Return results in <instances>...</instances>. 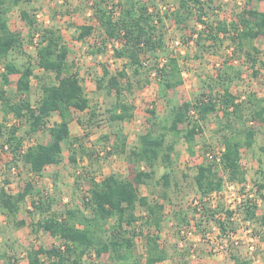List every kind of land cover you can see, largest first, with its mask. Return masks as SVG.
I'll list each match as a JSON object with an SVG mask.
<instances>
[{
	"label": "trees",
	"instance_id": "trees-1",
	"mask_svg": "<svg viewBox=\"0 0 264 264\" xmlns=\"http://www.w3.org/2000/svg\"><path fill=\"white\" fill-rule=\"evenodd\" d=\"M78 1L89 4L92 16L104 34L101 46L95 52H102L107 46L106 42L111 41L113 56L124 61L123 68L117 73H104L97 82V86L105 88L107 93H115L116 100L107 110L108 119L113 123L132 119L134 107L123 100V95L125 91L133 89V78L139 88L148 84V79L139 82L137 78L141 79L144 72L146 74L145 68L150 61L162 96L183 82L178 55L172 54L166 46L165 18H172L177 27L182 28L193 13H196V20L203 24V28L195 34L198 50L211 53L229 40L230 55L238 51L252 67L257 62L264 65L253 54L258 53L253 40L259 36L264 37V10H260L253 2L262 0H245L246 6L238 14L237 21L231 23L220 19L214 22L203 19L207 14L205 6L213 9L214 0H177V4L169 12L157 11L155 6L151 9L145 0H117L112 5L108 4V0ZM30 2L0 0V104L17 120H23L27 124L29 135L45 129L49 139L24 148V137L18 134V127L14 124L7 129L2 146L7 145L13 160L21 158L30 172L40 175L47 165L62 161V144L70 138V122L74 119V112L89 109L90 114H94V110L90 108L79 76L76 73L64 74L69 48L57 29H40L35 63H32V56L28 54V60L22 66L9 58L17 50L24 52V42L20 32L11 29L8 14L14 7H18L20 18L28 28L34 30L36 13L25 6ZM75 29L76 38L82 40L92 33L93 26L81 24L75 26ZM160 58L165 59L161 64ZM232 61L229 58L223 59L222 67L218 68L211 79L209 92L195 101L170 103L165 122H155L156 111L149 110L154 118L152 126L138 135L134 145L128 146L123 131L116 130L108 152L125 156L130 164L131 176L111 172L101 179L89 177L81 205L65 207L57 212L53 209L55 199L36 188L31 180L26 181L23 188L14 193L7 191L2 185L0 213L12 220L15 228L27 224L25 219L17 218V215L21 203L29 197L30 211L38 216L30 223L32 231L45 230L60 241L58 245L52 244L48 248L28 250V263L45 264V257L50 264H95L94 261L86 260V256L92 254L95 258L106 254L115 264H157L167 259L169 252L159 243L165 208L161 200L167 199V192L164 189L155 197L151 192L143 195L140 186L148 185L154 179L155 167L161 164L167 170L156 182L168 188L171 185L170 167L174 164L172 154L177 139L183 138L191 148L196 135L203 132L211 115L216 117L220 126L217 129L220 132V150L214 153L206 151L203 161L195 165L193 180L196 191L201 196H209L219 191L225 180L242 185L246 180V173L240 163L241 149L251 148L255 143L258 129L253 122L264 124V95L258 97L250 94L245 99L235 96L230 85L240 77L241 71ZM36 67L43 73L54 72L57 81L41 82V95L33 104L27 94L30 92L31 78L35 76L40 79L34 73ZM13 74H18L14 95L7 90ZM120 78H126V83ZM54 115H57V119L49 123ZM77 122L81 123L78 119ZM169 135L171 138L167 140ZM76 139L78 140L74 138ZM79 145L81 152H85L81 143ZM75 155V151H72L69 155L70 162H77ZM183 176L186 177V174ZM259 188H264V183ZM138 208L141 209V214L137 213ZM201 208V219H196L195 222L197 226L203 220L214 219L221 234H225L227 230H235L234 220L231 219L232 210L222 211L220 203L211 208L208 203L202 202ZM256 208L255 200L247 198L238 211L243 220H259L264 225V214L258 217ZM192 210L195 214L197 207L193 206ZM220 212L224 216L215 218ZM173 215L180 228L182 224H189L188 211L175 210ZM136 237H141L144 242L141 253L136 251ZM231 258L237 260L235 255H231ZM237 261L235 264H240ZM248 263L249 261H243V264Z\"/></svg>",
	"mask_w": 264,
	"mask_h": 264
},
{
	"label": "rangeland",
	"instance_id": "rangeland-1",
	"mask_svg": "<svg viewBox=\"0 0 264 264\" xmlns=\"http://www.w3.org/2000/svg\"><path fill=\"white\" fill-rule=\"evenodd\" d=\"M30 1L25 6L36 13L34 30L28 28L20 18L18 7H14L8 14L11 29L20 32L24 42V52L17 50L9 58L22 66L28 60V55H31V61L35 63L36 43L40 29L44 27L57 29L69 48L64 74L76 73L79 76L94 114H90L89 109L74 112V120L70 124V138L62 144V161L57 166L48 167L41 175H36L30 172L21 158L13 160L10 152L3 148L2 142L7 129L14 124L18 127V134L24 137V148L36 142H47L48 132L43 129L29 135L27 124L23 120H17L0 104V187L4 185L7 191L17 192L23 188L26 181L31 180L36 188L42 189L55 199L53 209L57 212H61L65 207L81 205V198L88 187L87 179L91 176L101 179L106 174L115 172L130 177V164L125 156L108 152L111 150L116 130L123 131L128 146L134 145L137 143L138 135L152 126L151 121L154 118L155 122L158 121L157 123L165 122L170 103L195 101L202 94L209 92L211 79L218 68L222 67L221 62L224 58L232 60L235 58L238 61L235 65L240 69L241 74L230 85L231 91L238 99H245L250 94L258 97L264 95V65L257 62L252 67L250 62L244 61V57L238 51L230 55L229 40H226L224 46L211 53L198 50L195 34L203 28V24L196 20V13H193L182 28L177 27L172 18H165L166 46L172 54L178 55L183 82L162 96L156 72L150 61L145 68L146 74L144 72L141 79L137 78L139 82L148 79V84L139 88L136 79L133 78V89L125 91L123 95V100L134 107L132 119L113 123L108 119L107 110L116 100L115 93L114 91L107 93L105 88L97 86V82L104 73L107 75L117 73L123 68L124 61L113 56L111 41L106 42L107 46L102 52H95L97 47L101 46L100 42L104 34L92 16L89 4L78 0ZM145 1L151 9L155 6L157 11L167 12L172 11V7L177 4V0ZM113 3H117V0H108L109 5ZM253 4L260 10H264V0L254 1ZM212 6L213 9L205 6L207 11L203 18L205 21L214 22L220 19L231 23V21H237L238 14L246 4L245 0H214ZM81 24H90L93 30L90 35L79 40L76 38L75 26ZM177 39L180 41L179 46L172 44V40ZM253 45L258 49V53L253 52V54L258 60L264 62V37L259 36L254 39ZM1 71L2 65H0ZM34 73L39 75L40 79L35 76L31 78V88L27 94L33 104L41 95V82L57 81L54 72L43 73L36 67ZM17 77L18 74L11 75V84L7 86V90L12 95L15 93ZM120 80L123 83L127 81L126 78H120ZM151 109L156 111L154 118L148 112ZM55 119L57 115L52 116L49 123ZM77 119L81 123H78ZM253 124L257 127L258 133L251 148L241 149L240 163L245 170L246 180L236 188V194L241 196L244 193L246 198L254 199L257 203L256 214L260 217L264 214V188H259V185L264 183V124L258 122ZM182 126L185 127V125ZM219 127L216 117L211 115L203 127V132L196 135L195 143L191 148L183 138L177 139L172 154L174 164L170 167L171 185L168 188L156 182L167 170L161 164L155 167L154 179L149 181L148 185L140 186V192L145 195L151 192L155 197L164 189L168 195L167 199L161 200L165 208L159 243L169 252L168 261L163 264H235L237 260L240 264H243V261H249L248 264H264V225L260 224L259 220L245 222L241 217L238 221H234L233 226L239 227L240 230L237 233L240 242L237 245H231L228 241L226 250L219 247V243L224 241L220 239L218 224L214 219L203 220L199 226L195 224L196 219L201 218L193 214L191 205V201L199 196L193 180L194 167L203 161L206 151L214 153L220 150V132L217 130ZM170 138L169 135L167 140ZM79 143L85 152H81ZM72 151L76 153V163L69 161ZM183 174H186V177ZM6 180L9 182L6 183ZM231 200L237 203L236 199ZM215 202L216 205L220 203L222 211H225V201L222 198L216 199ZM237 207L240 208L238 205ZM30 209L29 197H27L26 201L21 203L17 215V218L25 219L27 224L20 228H15L13 221L0 213V264H29L28 250L38 247L48 248L52 244L60 243L58 238L51 236L45 230L32 231L30 223L38 216L32 214ZM180 209L189 212L188 217L194 227L189 237L181 234L180 224L173 215L175 210ZM137 213L141 214L140 208L137 209ZM215 218H219V215ZM135 242L136 251L141 253L144 243L142 238L136 237ZM231 255H235L237 260L231 258ZM43 258L45 264H50L45 257ZM86 260L94 261L95 264H115L106 254L100 258H95L93 254L88 255Z\"/></svg>",
	"mask_w": 264,
	"mask_h": 264
},
{
	"label": "built area",
	"instance_id": "built-area-1",
	"mask_svg": "<svg viewBox=\"0 0 264 264\" xmlns=\"http://www.w3.org/2000/svg\"><path fill=\"white\" fill-rule=\"evenodd\" d=\"M172 44H174L175 46H179L180 41L178 39L177 40H172ZM163 61H165V59H163V58L159 59L160 64ZM232 62L234 64H236L238 61H237V59H233ZM3 148H5V150H8L7 145H4ZM8 152H9V150H8ZM239 185L240 184H238V183L230 182V181H226L225 180V181H223L222 188L219 191H216V192L212 193L209 196H201L199 194V196L195 197L191 201V205L197 207V212L195 213V215L200 216V212L203 210L201 208L202 202H203V204L204 203H208L209 207L214 208L215 205H216L215 200L219 199V198H222L225 201V209H229V210L233 211L231 219L234 220V221H238L239 219H241L242 216L240 215V213L238 211L237 205L242 207L244 200L247 199L248 197L246 198V195L244 193H242L241 196L236 194L237 193L236 188H238ZM233 198L237 200L236 204L232 202L231 199H233ZM216 215H219V218H222L224 216L223 212H220V213H218ZM244 221L248 222V220H244ZM193 228H194L193 224L189 220V224H187L185 226H182L181 229H180V232H181V234H183V236L189 237L190 234L192 233V229ZM246 230H248V229H246ZM239 231H240L239 227H235L234 231L227 230L225 234H221L219 232L220 239L222 238L223 241L225 242V243L224 242H220L219 243L220 244L219 247L222 250H226L228 248V246L226 244L228 241L230 242L231 245H233V244L237 245L240 242L238 237H237V233Z\"/></svg>",
	"mask_w": 264,
	"mask_h": 264
},
{
	"label": "crops",
	"instance_id": "crops-1",
	"mask_svg": "<svg viewBox=\"0 0 264 264\" xmlns=\"http://www.w3.org/2000/svg\"><path fill=\"white\" fill-rule=\"evenodd\" d=\"M164 7H165V5H164ZM173 7H174V6H173ZM173 7H172V8H173ZM73 120H74V119H73ZM73 120H72V121H73ZM72 121H71V122H72ZM71 122H70V124H71ZM57 165H58V164H49V165H47V166L45 167V169L43 170V172H44L48 167H50V166H57ZM43 172H42V173H43ZM31 173H32V172H31ZM42 173H41V174H42ZM41 174H40V175H41ZM32 183L34 184L33 181H32ZM12 193H14V192L12 191ZM141 194H143V193H141ZM143 195H145V194H143ZM168 258H169V257H168ZM168 258L165 259V260H162V261L158 262L157 264H163V263H165L166 261H168Z\"/></svg>",
	"mask_w": 264,
	"mask_h": 264
}]
</instances>
